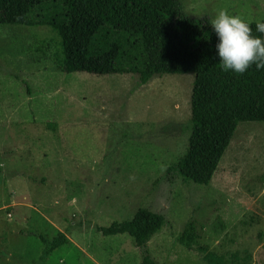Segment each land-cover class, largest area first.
I'll list each match as a JSON object with an SVG mask.
<instances>
[{
  "label": "rangeland",
  "instance_id": "obj_1",
  "mask_svg": "<svg viewBox=\"0 0 264 264\" xmlns=\"http://www.w3.org/2000/svg\"><path fill=\"white\" fill-rule=\"evenodd\" d=\"M264 22V0H178ZM45 27L0 26V264H140L124 234L96 227L160 214L145 245L158 264H264V122H240L205 186L166 173L189 133L193 75L60 73ZM195 224L204 254L176 238ZM66 244L40 261L39 237Z\"/></svg>",
  "mask_w": 264,
  "mask_h": 264
},
{
  "label": "trees",
  "instance_id": "obj_2",
  "mask_svg": "<svg viewBox=\"0 0 264 264\" xmlns=\"http://www.w3.org/2000/svg\"><path fill=\"white\" fill-rule=\"evenodd\" d=\"M0 26L48 28L56 38L54 65L63 74H133L144 85L158 74L193 75L190 129L183 151L166 169L184 183L207 186L240 122H264V68L224 71L218 38L206 19L192 20L178 0H0ZM253 36L264 39L250 22ZM164 226L160 214L137 209L129 219L96 227L102 236L127 235L141 250L140 264H158L145 245ZM191 220L177 243L204 254ZM40 261L66 244L57 233L39 237Z\"/></svg>",
  "mask_w": 264,
  "mask_h": 264
},
{
  "label": "clouds",
  "instance_id": "obj_3",
  "mask_svg": "<svg viewBox=\"0 0 264 264\" xmlns=\"http://www.w3.org/2000/svg\"><path fill=\"white\" fill-rule=\"evenodd\" d=\"M210 25L218 38L216 50L224 71L243 74L253 64L258 70L264 68V39L253 36L250 22L221 8ZM255 25L256 31L264 34V22L257 20Z\"/></svg>",
  "mask_w": 264,
  "mask_h": 264
}]
</instances>
